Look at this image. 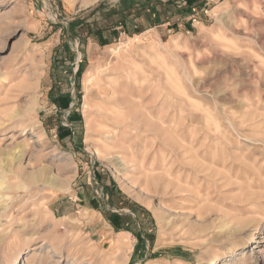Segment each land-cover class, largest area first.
<instances>
[{
	"label": "rangeland",
	"instance_id": "rangeland-1",
	"mask_svg": "<svg viewBox=\"0 0 264 264\" xmlns=\"http://www.w3.org/2000/svg\"><path fill=\"white\" fill-rule=\"evenodd\" d=\"M216 258L264 264V0H0V264Z\"/></svg>",
	"mask_w": 264,
	"mask_h": 264
},
{
	"label": "bare ground",
	"instance_id": "bare-ground-1",
	"mask_svg": "<svg viewBox=\"0 0 264 264\" xmlns=\"http://www.w3.org/2000/svg\"><path fill=\"white\" fill-rule=\"evenodd\" d=\"M86 77H87V75H86ZM92 78V77H91ZM89 81V80H88ZM91 81V80H90ZM145 112V111H144ZM149 113V112H148ZM146 114V113H145ZM116 122H117V124L118 125H120L121 127L119 128L120 130L119 131H123L124 129H123V127L124 126H127V124H128V122L129 121H125V116H123V118L122 119H119L118 117H117V120H116ZM116 138V137H115ZM108 139V138H107ZM118 145H120V143L118 144ZM173 160V159H172ZM180 165V164H179ZM183 168V167H182ZM197 178H198V176H197ZM171 196H172V194H171ZM218 262V258H216L214 261H213V263L214 264H216Z\"/></svg>",
	"mask_w": 264,
	"mask_h": 264
},
{
	"label": "trees",
	"instance_id": "trees-1",
	"mask_svg": "<svg viewBox=\"0 0 264 264\" xmlns=\"http://www.w3.org/2000/svg\"><path fill=\"white\" fill-rule=\"evenodd\" d=\"M107 42H102V44H106ZM60 104H62V102H60ZM64 105L63 106H66L67 105V102L66 103H63Z\"/></svg>",
	"mask_w": 264,
	"mask_h": 264
}]
</instances>
